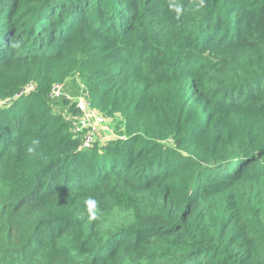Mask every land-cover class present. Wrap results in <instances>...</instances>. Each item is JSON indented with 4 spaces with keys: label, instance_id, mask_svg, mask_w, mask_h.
Returning <instances> with one entry per match:
<instances>
[{
    "label": "trees",
    "instance_id": "obj_1",
    "mask_svg": "<svg viewBox=\"0 0 264 264\" xmlns=\"http://www.w3.org/2000/svg\"><path fill=\"white\" fill-rule=\"evenodd\" d=\"M0 264H264V0H0Z\"/></svg>",
    "mask_w": 264,
    "mask_h": 264
},
{
    "label": "built area",
    "instance_id": "obj_2",
    "mask_svg": "<svg viewBox=\"0 0 264 264\" xmlns=\"http://www.w3.org/2000/svg\"><path fill=\"white\" fill-rule=\"evenodd\" d=\"M32 89L33 86H28L26 89L23 90V92H27ZM61 94H62V85L55 84L51 89V96L56 97V96H60ZM76 106L80 112L79 113L80 117L71 121L72 132L74 133H82L83 131L88 132V134H84V140L81 146L82 149H86L92 146L93 143L92 134L96 130L98 124L101 123L103 120L98 115L99 114L98 112L90 108L88 102L86 101L82 102L80 98H78L76 102Z\"/></svg>",
    "mask_w": 264,
    "mask_h": 264
},
{
    "label": "rangeland",
    "instance_id": "obj_3",
    "mask_svg": "<svg viewBox=\"0 0 264 264\" xmlns=\"http://www.w3.org/2000/svg\"><path fill=\"white\" fill-rule=\"evenodd\" d=\"M76 86L78 84V81H74ZM65 88H66V85H65ZM69 88H71V83L69 85ZM64 93V87H63V91ZM80 97V96H77V98ZM80 100L82 102L86 101L88 102L87 100H83L82 98H80ZM77 108V106H76ZM79 113V112H78ZM98 114V113H97ZM101 118H102V122L97 126L96 130L94 131V133L92 134V138H93V141L95 140V142H97L98 144L102 145L105 143L106 140L108 139H111L113 137H116L115 134L118 133L117 130L120 128V118L119 117H109V118H104L102 115L98 114ZM80 115H77V116H72V120H75L76 118H79ZM117 125V126H116ZM116 127V129H115ZM114 130V131H113ZM84 134H88V132L86 131H83ZM111 132L113 134H111ZM113 135V137H111Z\"/></svg>",
    "mask_w": 264,
    "mask_h": 264
},
{
    "label": "clouds",
    "instance_id": "obj_4",
    "mask_svg": "<svg viewBox=\"0 0 264 264\" xmlns=\"http://www.w3.org/2000/svg\"><path fill=\"white\" fill-rule=\"evenodd\" d=\"M170 8L174 10L177 18H179L183 14L182 7L177 3L170 4ZM29 152L34 151L33 148L28 149ZM85 206L88 213V218L91 220H95L100 215V208L98 206V201L92 197H89L85 200Z\"/></svg>",
    "mask_w": 264,
    "mask_h": 264
},
{
    "label": "bare ground",
    "instance_id": "obj_5",
    "mask_svg": "<svg viewBox=\"0 0 264 264\" xmlns=\"http://www.w3.org/2000/svg\"><path fill=\"white\" fill-rule=\"evenodd\" d=\"M99 124H100V123H99ZM99 124H98V125H99Z\"/></svg>",
    "mask_w": 264,
    "mask_h": 264
}]
</instances>
